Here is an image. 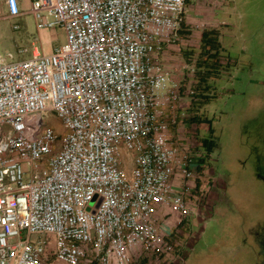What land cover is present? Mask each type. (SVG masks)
Here are the masks:
<instances>
[{"label": "built area", "instance_id": "obj_1", "mask_svg": "<svg viewBox=\"0 0 264 264\" xmlns=\"http://www.w3.org/2000/svg\"><path fill=\"white\" fill-rule=\"evenodd\" d=\"M27 1L0 0L4 18L66 42L0 55V264H185L156 213L187 220L212 163L179 136L181 87L161 61L187 0Z\"/></svg>", "mask_w": 264, "mask_h": 264}, {"label": "rangeland", "instance_id": "obj_2", "mask_svg": "<svg viewBox=\"0 0 264 264\" xmlns=\"http://www.w3.org/2000/svg\"><path fill=\"white\" fill-rule=\"evenodd\" d=\"M185 17L186 32L173 47L187 66L189 87L199 83L203 30H220L224 52L219 79L209 81L208 93L217 97L201 108L212 120L217 147L200 176L197 211L174 239L185 264H264V0H190ZM50 32L52 48L65 44L62 28ZM36 33L32 16L1 20L0 55L28 57L20 50L33 49ZM48 33L41 32L44 43ZM49 119L62 129L56 115ZM146 260L141 264H157Z\"/></svg>", "mask_w": 264, "mask_h": 264}, {"label": "crops", "instance_id": "obj_3", "mask_svg": "<svg viewBox=\"0 0 264 264\" xmlns=\"http://www.w3.org/2000/svg\"><path fill=\"white\" fill-rule=\"evenodd\" d=\"M27 5H28V1L24 0V6H27ZM6 14H7V10H6L5 4H0V21L6 20L4 18ZM53 36H54L53 33L49 31V33L47 34L46 42L44 43L42 34L40 37L37 32L35 34V41L37 42L39 50H43L46 53L51 52ZM183 41H185V39H183ZM180 56L181 54L179 52H176L173 46H170L161 55V61L165 69L170 74V78L172 82L178 83L181 87V93H182L181 113H183V116H181L179 119V126L177 129L178 134L180 137L186 140L187 145L189 146L191 145L192 147H194V146H197L196 143H197V138H199V136L205 137L207 135L209 131V125L200 124L199 126H197V123H189L186 120L187 118H185L189 114V111L187 109L189 108L190 104H189V99L187 96V90L189 89L190 80H188L189 76L187 77L186 76L187 74H185V71H184V69H186L187 66L186 65L183 66L184 61L182 60V57L180 58ZM194 129L195 131H192ZM207 170L208 168L204 172L205 175H206ZM177 182L179 183L180 179ZM199 184L196 185V182H195V186H194L195 190L193 191L194 195L187 200L188 202L187 204L193 210V212L197 211V209L195 208L196 207L195 202L198 200V195H197L198 190L197 189L200 188ZM192 201H194V203L191 205ZM156 216H157L158 223H159V229L161 233L165 236L173 235L175 237V234L180 230V228L185 229V227L190 223L189 218H188L187 220H184L181 224L180 220H182V217L180 214L173 213L170 209L164 208L161 206L157 208ZM191 222L194 224V218L191 219Z\"/></svg>", "mask_w": 264, "mask_h": 264}, {"label": "trees", "instance_id": "obj_4", "mask_svg": "<svg viewBox=\"0 0 264 264\" xmlns=\"http://www.w3.org/2000/svg\"><path fill=\"white\" fill-rule=\"evenodd\" d=\"M188 2L189 0H187V4ZM183 25L185 26V28L184 30H182V32H186V24L184 23ZM223 52L224 48L221 42L220 30L216 28L203 30L201 36V57L203 60L199 62L197 66L202 70L198 73L199 83L194 85L192 84L187 90V96L190 106L187 109L189 111V114L185 118H187L186 120L189 123H197V126H199L200 124L209 125V131L207 135L205 137L199 136V138H197V149L195 150V152L206 154V159H212L217 144L215 141V132L212 126V120L207 117V113L205 112L206 110H203L201 108L203 106L206 108L212 103L214 98L217 97L212 94L210 96V94L208 93V91L213 87L211 86V84H209V81H215L219 79L217 77L223 67V64L221 62V54ZM210 165L211 162L208 161V168L210 167ZM206 169L207 168H200V174L203 175ZM199 183L201 184L200 178L198 180V184ZM150 260H152V258L147 259L146 261L150 262Z\"/></svg>", "mask_w": 264, "mask_h": 264}]
</instances>
